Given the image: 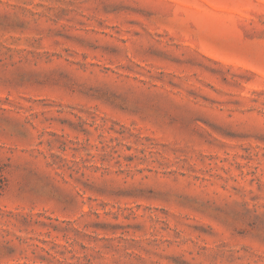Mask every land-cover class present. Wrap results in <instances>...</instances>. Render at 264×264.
Wrapping results in <instances>:
<instances>
[{
  "label": "rangeland",
  "instance_id": "1",
  "mask_svg": "<svg viewBox=\"0 0 264 264\" xmlns=\"http://www.w3.org/2000/svg\"><path fill=\"white\" fill-rule=\"evenodd\" d=\"M0 264H264V0H0Z\"/></svg>",
  "mask_w": 264,
  "mask_h": 264
},
{
  "label": "trees",
  "instance_id": "2",
  "mask_svg": "<svg viewBox=\"0 0 264 264\" xmlns=\"http://www.w3.org/2000/svg\"><path fill=\"white\" fill-rule=\"evenodd\" d=\"M7 185V178L5 175V169L0 165V191H3Z\"/></svg>",
  "mask_w": 264,
  "mask_h": 264
}]
</instances>
